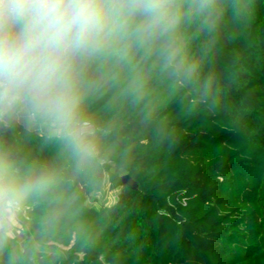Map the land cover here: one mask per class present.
<instances>
[{
	"label": "trees",
	"instance_id": "1",
	"mask_svg": "<svg viewBox=\"0 0 264 264\" xmlns=\"http://www.w3.org/2000/svg\"><path fill=\"white\" fill-rule=\"evenodd\" d=\"M184 3L183 71L112 65L84 96L95 153L2 127L0 151L54 179L0 264H264V0Z\"/></svg>",
	"mask_w": 264,
	"mask_h": 264
},
{
	"label": "clouds",
	"instance_id": "2",
	"mask_svg": "<svg viewBox=\"0 0 264 264\" xmlns=\"http://www.w3.org/2000/svg\"><path fill=\"white\" fill-rule=\"evenodd\" d=\"M184 0H0V123L19 114L48 127L82 157L93 153L84 96L112 65L183 71ZM54 177L22 170L0 151V234Z\"/></svg>",
	"mask_w": 264,
	"mask_h": 264
},
{
	"label": "rangeland",
	"instance_id": "3",
	"mask_svg": "<svg viewBox=\"0 0 264 264\" xmlns=\"http://www.w3.org/2000/svg\"><path fill=\"white\" fill-rule=\"evenodd\" d=\"M18 116H19L18 122L22 123L27 128L37 130V131H39L41 133H45V134L49 133L48 127H46L44 125H39L34 121H30L29 118L25 114H19ZM90 129H91V126H90ZM93 132H94V130H91V134ZM95 152H96V150L93 148V153H95ZM115 197H116V192H110V191H108V189L106 190V192L98 195L99 202H102L105 200L106 202H109L108 203L109 205L111 203H114ZM18 233L19 232H17L16 238H18L19 240H21L22 243H24L25 238L23 237V235L20 237V234L18 235Z\"/></svg>",
	"mask_w": 264,
	"mask_h": 264
},
{
	"label": "water",
	"instance_id": "4",
	"mask_svg": "<svg viewBox=\"0 0 264 264\" xmlns=\"http://www.w3.org/2000/svg\"><path fill=\"white\" fill-rule=\"evenodd\" d=\"M91 130H94V128L91 126ZM122 182L127 187H130L131 189L136 190L138 188V184L132 179V177L129 174H125L122 176Z\"/></svg>",
	"mask_w": 264,
	"mask_h": 264
},
{
	"label": "crops",
	"instance_id": "5",
	"mask_svg": "<svg viewBox=\"0 0 264 264\" xmlns=\"http://www.w3.org/2000/svg\"><path fill=\"white\" fill-rule=\"evenodd\" d=\"M17 232H19L18 235L20 234V237L23 235V234H22V230H21V228H20V226H19L18 221H17V226L11 231V234H12L14 237H16ZM17 239H18V238H17Z\"/></svg>",
	"mask_w": 264,
	"mask_h": 264
},
{
	"label": "built area",
	"instance_id": "6",
	"mask_svg": "<svg viewBox=\"0 0 264 264\" xmlns=\"http://www.w3.org/2000/svg\"><path fill=\"white\" fill-rule=\"evenodd\" d=\"M16 120L19 119V116L15 118ZM5 124L4 123H0V140L2 138V127L4 126Z\"/></svg>",
	"mask_w": 264,
	"mask_h": 264
}]
</instances>
